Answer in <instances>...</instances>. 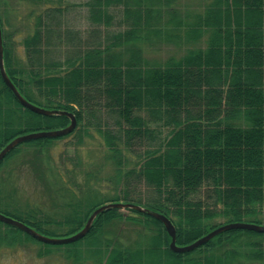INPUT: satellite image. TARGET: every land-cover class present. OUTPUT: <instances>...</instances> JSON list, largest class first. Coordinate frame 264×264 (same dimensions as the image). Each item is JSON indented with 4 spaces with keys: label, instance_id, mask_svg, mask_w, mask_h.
Here are the masks:
<instances>
[{
    "label": "trees",
    "instance_id": "trees-1",
    "mask_svg": "<svg viewBox=\"0 0 264 264\" xmlns=\"http://www.w3.org/2000/svg\"><path fill=\"white\" fill-rule=\"evenodd\" d=\"M172 2L89 0L84 4L93 27L85 34L67 25V8L48 6L25 38V66L16 65L0 16L6 69L20 92L37 105L72 111L78 120L67 135L21 143L0 163V169L23 144L47 145L72 133L83 142L92 130L105 140L111 153L108 158L115 166V174L106 180L112 189L105 193V200L77 199L58 222L21 211L18 201L3 193L11 204L3 205L15 218L46 235L53 232L50 227L55 222L65 226L61 235L69 236L84 227L98 206L110 201L134 202L169 216L181 246L223 223L250 218L248 222L261 224L264 0H209L201 11L191 14V20L181 16L176 20L179 11L168 8L174 22L171 29L184 27L187 41L207 35V44L190 48L165 64H155L129 42L142 38L143 27L147 32L167 28V22H155L152 17L159 19L165 10L163 4ZM114 7L123 11L116 31L111 29L116 18L111 12ZM126 45L130 48L124 51L125 59L117 48ZM69 123L65 115H43L24 107L0 72V150L21 134L64 128ZM31 165L39 171L36 163ZM41 176L46 180V173ZM24 205L32 211L29 203ZM127 210L129 214L119 208L101 212L83 238L66 244L75 246L93 239L92 252L101 253L100 259L107 255L110 264H233L236 252L218 258L210 252L244 234H264L231 229L194 250L175 252L160 220L146 212ZM116 219L152 221L158 232L143 243L118 244L101 252L98 232ZM8 225L22 243L27 240L22 232L36 239ZM75 251L78 256L79 250Z\"/></svg>",
    "mask_w": 264,
    "mask_h": 264
},
{
    "label": "rangeland",
    "instance_id": "rangeland-1",
    "mask_svg": "<svg viewBox=\"0 0 264 264\" xmlns=\"http://www.w3.org/2000/svg\"><path fill=\"white\" fill-rule=\"evenodd\" d=\"M87 1L89 0H0V16L4 22L6 37L10 39L8 42L16 65H26L25 38L33 32L39 14L48 6L67 8L64 15L67 25L83 34L91 26L93 27L88 17L89 8L84 4ZM141 1L146 3L150 0ZM208 1L173 0L171 4H163L165 10L161 17L157 19L154 15L152 21L167 22V28L161 32H147L148 29L143 27L142 38L129 42L130 46L139 47L143 56L155 64H165L171 58H180L190 48L205 47L207 35L203 34L200 39L187 41L184 27L171 29L174 22L167 10L175 7L179 11L175 16L176 20L178 16L184 20H191V14L201 11ZM111 12L116 17L111 29L116 31L119 28L117 21L122 18L123 11L119 7H114ZM101 28L105 30L103 26ZM130 46H121L117 48V52H121L124 56V51ZM108 152L105 140L95 130H92L90 135L84 136L83 142H79L76 134L72 133L47 145L23 144L19 153L0 169V188L3 191L0 192V212L6 210V214L15 218L14 214L7 210L8 206L3 205V203L10 204L3 193L14 197L21 211L37 214L38 219L55 222L63 219L69 212L70 205L77 199L85 198L94 203L102 202L105 200V193L112 189L106 180L115 174L114 163L108 158L111 153ZM31 163L34 165L36 163L39 171H36ZM44 173L47 176L46 180L41 179ZM47 173L50 175L48 176ZM14 198L11 200L14 201ZM26 203L30 204L32 211L25 208ZM121 211L125 214L130 213L127 209ZM139 218L144 220L141 216ZM250 220L244 218L243 221ZM55 222L50 227L53 232L47 233L48 236L59 237L66 231L65 226ZM261 224L264 225V217ZM11 231L7 223L0 222V264H110L106 262L107 255L103 254L104 257L100 259L101 253L92 252L93 239L82 241L75 246L72 243L53 246L30 238L21 231L27 239L22 243L21 237L18 235L19 240L11 234ZM157 232L158 227L152 221L134 223L130 220L116 219L110 224L107 223L98 232L99 247L102 252L118 244L143 243L148 236ZM41 250L43 251L40 254ZM75 250H79L78 256ZM226 252H236L233 254L235 257L232 260L233 264H264V234L254 237L244 234L236 241L224 244L223 247L210 253L214 258H218L225 256ZM257 253L260 254L256 257ZM202 254L203 251L193 254V257ZM98 256L100 260H97Z\"/></svg>",
    "mask_w": 264,
    "mask_h": 264
},
{
    "label": "water",
    "instance_id": "water-1",
    "mask_svg": "<svg viewBox=\"0 0 264 264\" xmlns=\"http://www.w3.org/2000/svg\"><path fill=\"white\" fill-rule=\"evenodd\" d=\"M0 72L1 76L6 83V85L11 89V91L14 93L15 97L18 99V101L26 108L39 113L43 115H65L70 118V123L64 128L59 129H48V130H39L29 133L21 134L14 139H12L9 143H7L1 150H0V163L5 159V157L18 145H20L23 142L34 140V139H40V138H46V137H60L67 135L74 131V129L78 125V120L74 112L69 110H62V109H51L46 108L40 105H37L30 100H28L19 90V88L15 85L11 77L9 76L6 65H5V52H4V40H3V29L0 22ZM113 208H119V209H135L141 212H146L149 215L157 218L160 220L168 234L171 236V242H170V248L175 252H188L191 250H194L206 243H208L211 239H213L215 236L219 235L220 233H223L225 231L231 230V229H248L260 233H264V225L255 223V222H246V221H233L221 224L220 226L214 228L204 236L200 237L196 241L192 242L188 245H179L177 244V228L175 224L173 223L172 219L164 214L163 212L153 210L151 208L145 207L141 204L134 203V202H124V201H110L107 203H104L100 206H98L89 216L86 224L82 229L77 231L76 233L69 235V236H61V237H52L48 236L37 229L31 227L29 224L14 218L12 216H9L7 214H4L0 212V221L10 224L14 227H17L34 238L46 242V243H52V244H65L74 242L80 238H83L92 228L93 223L96 219V217L103 211L113 209Z\"/></svg>",
    "mask_w": 264,
    "mask_h": 264
}]
</instances>
